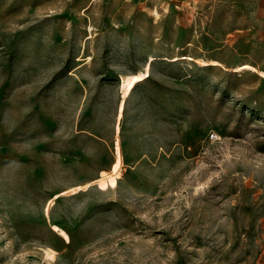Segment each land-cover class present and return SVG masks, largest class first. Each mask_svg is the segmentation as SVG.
Here are the masks:
<instances>
[{
  "label": "rangeland",
  "instance_id": "1",
  "mask_svg": "<svg viewBox=\"0 0 264 264\" xmlns=\"http://www.w3.org/2000/svg\"><path fill=\"white\" fill-rule=\"evenodd\" d=\"M258 14L0 0V264H264Z\"/></svg>",
  "mask_w": 264,
  "mask_h": 264
},
{
  "label": "crops",
  "instance_id": "2",
  "mask_svg": "<svg viewBox=\"0 0 264 264\" xmlns=\"http://www.w3.org/2000/svg\"><path fill=\"white\" fill-rule=\"evenodd\" d=\"M249 2L252 1L255 4H258V19L264 20V0H248Z\"/></svg>",
  "mask_w": 264,
  "mask_h": 264
},
{
  "label": "built area",
  "instance_id": "3",
  "mask_svg": "<svg viewBox=\"0 0 264 264\" xmlns=\"http://www.w3.org/2000/svg\"><path fill=\"white\" fill-rule=\"evenodd\" d=\"M176 1H177V0H169V2H172V3H173V2H176ZM210 136H211L212 139H216V138H217V137H215V135H213V134H210Z\"/></svg>",
  "mask_w": 264,
  "mask_h": 264
},
{
  "label": "bare ground",
  "instance_id": "4",
  "mask_svg": "<svg viewBox=\"0 0 264 264\" xmlns=\"http://www.w3.org/2000/svg\"><path fill=\"white\" fill-rule=\"evenodd\" d=\"M120 169H121V168H120ZM117 171H118V169H117ZM117 171H116V172H117ZM105 182H106V181H105Z\"/></svg>",
  "mask_w": 264,
  "mask_h": 264
}]
</instances>
